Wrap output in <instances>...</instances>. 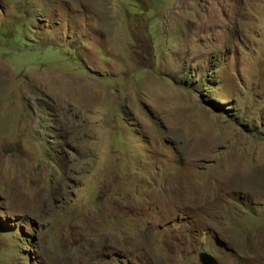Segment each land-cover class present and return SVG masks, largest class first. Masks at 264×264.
<instances>
[{
	"label": "rangeland",
	"instance_id": "rangeland-1",
	"mask_svg": "<svg viewBox=\"0 0 264 264\" xmlns=\"http://www.w3.org/2000/svg\"><path fill=\"white\" fill-rule=\"evenodd\" d=\"M264 264V0H0V264Z\"/></svg>",
	"mask_w": 264,
	"mask_h": 264
},
{
	"label": "water",
	"instance_id": "water-1",
	"mask_svg": "<svg viewBox=\"0 0 264 264\" xmlns=\"http://www.w3.org/2000/svg\"><path fill=\"white\" fill-rule=\"evenodd\" d=\"M200 261L202 262V264H219L218 260L207 252H203L200 254Z\"/></svg>",
	"mask_w": 264,
	"mask_h": 264
},
{
	"label": "clouds",
	"instance_id": "clouds-1",
	"mask_svg": "<svg viewBox=\"0 0 264 264\" xmlns=\"http://www.w3.org/2000/svg\"><path fill=\"white\" fill-rule=\"evenodd\" d=\"M209 254V253H208ZM213 256V255H212ZM219 262V261H218ZM220 264V263H219Z\"/></svg>",
	"mask_w": 264,
	"mask_h": 264
}]
</instances>
